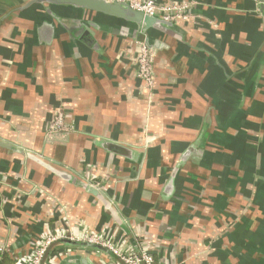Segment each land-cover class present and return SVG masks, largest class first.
<instances>
[{
  "label": "crops",
  "instance_id": "crops-1",
  "mask_svg": "<svg viewBox=\"0 0 264 264\" xmlns=\"http://www.w3.org/2000/svg\"><path fill=\"white\" fill-rule=\"evenodd\" d=\"M31 1L0 0L4 264L70 230L147 249L154 264H264L261 0H170L195 18L177 22L181 34H147L151 98L135 26ZM58 109L74 130L49 137ZM73 243L42 264H122Z\"/></svg>",
  "mask_w": 264,
  "mask_h": 264
},
{
  "label": "built area",
  "instance_id": "built-area-1",
  "mask_svg": "<svg viewBox=\"0 0 264 264\" xmlns=\"http://www.w3.org/2000/svg\"><path fill=\"white\" fill-rule=\"evenodd\" d=\"M126 5L136 11H141L148 15H157L166 21L179 22L195 18L191 13V2L188 1H165L156 0H107ZM153 51L144 43L138 44L137 67L138 75L143 81L144 88L151 94L156 86V79L153 66ZM74 130V127L66 122L65 115L59 109L54 115L49 127L48 135L53 137L58 134L68 133ZM68 240L72 242H87L89 244L99 245L110 250L117 256L123 264H154V256L147 249L139 251L131 250L129 252L121 250L117 244L106 239L99 232L88 230L82 233L57 232L41 235L36 242L31 245L30 252L24 257V264H42L49 249L56 243ZM5 248L0 247V259L5 253Z\"/></svg>",
  "mask_w": 264,
  "mask_h": 264
},
{
  "label": "water",
  "instance_id": "water-1",
  "mask_svg": "<svg viewBox=\"0 0 264 264\" xmlns=\"http://www.w3.org/2000/svg\"><path fill=\"white\" fill-rule=\"evenodd\" d=\"M31 2L49 3L53 5H62V6H69L72 8H80L83 10H87L91 13L104 14L113 18H117L121 21H124L126 23L135 26L133 38L136 41V43L137 44L144 43L152 51L154 46L151 44L150 42L151 40L147 36V34L151 29L165 32L167 34L180 33L178 27L179 25L177 22L166 21L162 17L157 15L144 14L141 11H136L126 5H122L117 2H110L107 0H32ZM261 3L264 6V0H261ZM93 26L97 27L96 25ZM78 30L82 31V33H85L88 37L91 34L89 30L85 28H79ZM72 34L75 35L76 34L75 31H72ZM153 58H154V54H153ZM89 190L93 192L96 191L98 192V190L94 187H89ZM73 244L86 245L89 247H94L96 249L105 250L113 255V253L110 250L99 245L89 244L87 242H76Z\"/></svg>",
  "mask_w": 264,
  "mask_h": 264
},
{
  "label": "trees",
  "instance_id": "trees-1",
  "mask_svg": "<svg viewBox=\"0 0 264 264\" xmlns=\"http://www.w3.org/2000/svg\"><path fill=\"white\" fill-rule=\"evenodd\" d=\"M0 264H4V261H2L1 259H0Z\"/></svg>",
  "mask_w": 264,
  "mask_h": 264
}]
</instances>
